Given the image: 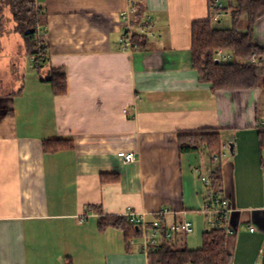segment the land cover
<instances>
[{
	"label": "crops",
	"instance_id": "obj_1",
	"mask_svg": "<svg viewBox=\"0 0 264 264\" xmlns=\"http://www.w3.org/2000/svg\"><path fill=\"white\" fill-rule=\"evenodd\" d=\"M134 1L152 18L154 35L146 48L124 52L120 13L128 0H36L47 58L41 72L63 69L67 91L54 95L44 77L25 70L19 92L0 93V264H63L67 257L73 264H148L120 229L100 230L98 219H123L128 207L172 210L167 223L194 217L207 192L199 179L207 160L198 151L180 153V133H219L221 194L235 210L244 202L233 197L236 170L225 151L246 142L259 147L261 87L213 92L200 82L191 25L209 17V0ZM253 39L264 45V15ZM50 139L72 146L44 151ZM119 152L135 159L126 163ZM254 207H243L246 239L261 246L264 206ZM240 220L236 211L238 230ZM170 242L187 247L185 235Z\"/></svg>",
	"mask_w": 264,
	"mask_h": 264
},
{
	"label": "trees",
	"instance_id": "obj_2",
	"mask_svg": "<svg viewBox=\"0 0 264 264\" xmlns=\"http://www.w3.org/2000/svg\"><path fill=\"white\" fill-rule=\"evenodd\" d=\"M212 0H209L210 4ZM5 9L11 13L14 31L23 39L27 55L42 52L41 40L38 32L44 24L43 12L36 6V0H0V51L1 36L5 31ZM138 15L142 12L138 9ZM247 18L245 30L238 29L242 16ZM264 15V0H236L231 5V26L229 28H215L209 17L194 21L191 25V60L202 83L211 85L213 92L219 90L241 88H264V45L257 44L253 39V27ZM138 49H144L147 38L134 36ZM224 49L233 53L236 58L229 63H215L214 51ZM43 53V52H42ZM257 57L259 65L250 62ZM44 58L39 65H35L38 73L46 64ZM51 85L54 95H63L67 91L66 75L61 68L50 67L47 77L42 79ZM259 147L264 149V132L258 131ZM72 146L69 139H50L43 143L44 151L56 152ZM222 141L215 131H200L196 133H180L178 135V149L180 153L198 151L207 160V174L212 180L214 194L221 193L220 168H212V156L221 153ZM264 166V164H262ZM108 227L120 229L124 238L128 240L138 236L136 228L128 221L118 216H100L98 228ZM129 246V245H128ZM148 264H232L233 254L227 247L226 235L220 229H206L202 233V244L199 248L189 249L185 246L177 247L173 242L164 241L154 251L147 254ZM63 264H73L71 258H65ZM264 264V254L262 259Z\"/></svg>",
	"mask_w": 264,
	"mask_h": 264
},
{
	"label": "rangeland",
	"instance_id": "obj_3",
	"mask_svg": "<svg viewBox=\"0 0 264 264\" xmlns=\"http://www.w3.org/2000/svg\"><path fill=\"white\" fill-rule=\"evenodd\" d=\"M6 17L5 31L1 36V51H0V81H2V89L0 93L19 92L23 86V74L25 70L27 72L38 74L37 69L30 68V56L25 55L24 42L21 35L14 31V22L11 17V13L8 9L4 11ZM247 25L246 16H242L238 29L240 31L245 30ZM212 26L215 28H229L231 26V17L226 16L220 23L212 22ZM41 40V36H38V41ZM8 56H15L12 62L9 63ZM11 59H9L11 61ZM44 68V67H43ZM31 69V70H30ZM41 76L46 78L47 73L41 72ZM262 91L258 97V103L264 101V88H260ZM227 137L232 143L234 139ZM251 143L245 144L234 148L233 154L225 151L226 157L230 158L233 163L236 174H234V199H241L244 202L239 204L236 211L241 212V220L239 222L238 232L226 235L227 244L233 254V264H259L261 260L262 251L264 245L252 244L246 239L248 238V214L249 212L246 206H257L254 209H259L258 206H264V149H260L258 145L251 146ZM242 149V150H241ZM243 166V167H242ZM242 167V168H241ZM241 168V170H240ZM233 169V170H234ZM243 206V207H241ZM194 217L188 218L192 224V232L185 235V242L188 248H199L202 244V232L206 229H211L208 223V216L201 213L200 209ZM247 216V217H246ZM247 221H246V219ZM238 239L241 242H238ZM239 243V244H238ZM238 244V248L236 245ZM238 251H237V249ZM261 248V249H260ZM237 251V253H236ZM235 252V253H234ZM236 254V255H235Z\"/></svg>",
	"mask_w": 264,
	"mask_h": 264
},
{
	"label": "built area",
	"instance_id": "obj_4",
	"mask_svg": "<svg viewBox=\"0 0 264 264\" xmlns=\"http://www.w3.org/2000/svg\"><path fill=\"white\" fill-rule=\"evenodd\" d=\"M236 0H212L210 2L211 22L220 23L223 18L230 15L231 5L235 4ZM120 19L123 23L122 36L120 38V49L124 52H130L138 49V43L134 41V36L152 37L153 21L148 15H138V7L134 0H128L127 8L120 13ZM33 65H39L45 58L42 52L36 55H31ZM236 58L233 53L224 50L216 49L214 51V60L218 63H229ZM250 62L254 65H259L257 57H252ZM257 127L264 132V105L257 117ZM124 162H131L135 159L132 152L117 153ZM222 153L212 156L211 167H218ZM196 172H199L196 169ZM200 181L206 188V195L200 208V212L208 216V223L211 229H220L225 235L233 234L238 231V225H232V217L236 210L231 206V199L221 193L214 194L212 188V180L208 174H200ZM172 214L169 209H160L155 212L135 211L128 207L123 214V219L131 223L138 231V236L129 240L130 245L136 246L137 249L147 256L150 251H154L162 242L170 241L174 235H186L192 232V224L189 220L167 223L165 216ZM249 231H256V227L251 225Z\"/></svg>",
	"mask_w": 264,
	"mask_h": 264
},
{
	"label": "water",
	"instance_id": "obj_5",
	"mask_svg": "<svg viewBox=\"0 0 264 264\" xmlns=\"http://www.w3.org/2000/svg\"><path fill=\"white\" fill-rule=\"evenodd\" d=\"M215 63H218V61H217V60H215Z\"/></svg>",
	"mask_w": 264,
	"mask_h": 264
}]
</instances>
